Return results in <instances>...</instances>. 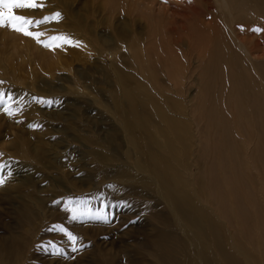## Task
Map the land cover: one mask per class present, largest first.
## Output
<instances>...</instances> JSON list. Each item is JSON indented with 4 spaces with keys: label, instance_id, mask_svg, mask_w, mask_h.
Returning <instances> with one entry per match:
<instances>
[{
    "label": "rangeland",
    "instance_id": "rangeland-1",
    "mask_svg": "<svg viewBox=\"0 0 264 264\" xmlns=\"http://www.w3.org/2000/svg\"><path fill=\"white\" fill-rule=\"evenodd\" d=\"M143 1L38 0L43 7L15 10L33 20L61 14L27 29L40 42L0 27V94L15 113L0 104V264H264V173L253 152L226 162L207 123L231 68L219 62L211 81L214 44L186 34L218 29L258 83L264 12L239 13L234 0L231 22L216 0ZM249 1L255 9L263 0ZM148 54L159 70L138 66ZM174 90L188 130L172 153L165 141L153 146L156 130L131 124L130 107L146 117L152 99L166 108Z\"/></svg>",
    "mask_w": 264,
    "mask_h": 264
},
{
    "label": "bare ground",
    "instance_id": "bare-ground-1",
    "mask_svg": "<svg viewBox=\"0 0 264 264\" xmlns=\"http://www.w3.org/2000/svg\"><path fill=\"white\" fill-rule=\"evenodd\" d=\"M145 1L149 2V0H144L143 3ZM239 1L240 2L237 3L239 13H243V11H245L244 13L248 14V16L254 15L256 17H259L260 14L264 12L262 6L264 0L260 1L255 9L251 8L249 0H243V1L239 0ZM216 2L219 5V7L224 11V13L227 14L225 15V17L229 15V19L232 22L234 13L231 11L232 10L231 6L235 5V1L216 0ZM191 11L192 14L193 10ZM186 13H188V11L184 12L183 14L185 15L184 19L187 17ZM190 23L191 22H189V24ZM191 25L192 24H190V27L194 29L195 27ZM195 32H197V35H195ZM205 32L206 31L202 29L201 30L194 29V30H189L188 32H186V34L192 37L196 42L208 45V47L212 48L213 46L212 43L214 44L215 47H213L214 49H212L211 54H209V57L211 59L210 62L211 81H213L212 76L215 75L217 64L219 62L225 61L231 68V70L229 71V76L227 78H221V91L223 92L222 97L220 98L219 103L217 99V107L216 108L214 107L208 116L207 123L212 129V132L214 131L219 132V134L216 135L218 142L216 148L218 152L222 153V158H224L226 162L229 161L230 158L237 160V158L240 157L241 153L253 152V154H255L256 156V160L254 162L255 168H257V170L259 169L260 172L262 171V173H264V94L262 95L261 93L264 90V65H262L260 68L256 70V72L258 71V77L260 80V82L256 83L255 78H253L249 74H246L243 71V67L241 66L242 61L240 60L239 63L238 58L229 50L227 44L224 43L222 44V40H223L222 35L219 39H216L214 37L217 34V32L220 31L218 29L214 31L210 30L209 32L212 33L211 36L208 35L206 37H205ZM181 37L182 36H177V39ZM215 42L217 44H215ZM241 44L243 43L241 42ZM244 53H246L245 54L246 56H249V54L245 51V49H244ZM250 54L253 55L252 53ZM158 62L159 59L155 58L153 55L148 54L145 62L139 63L138 66L144 64L143 68L145 70L156 71L160 69L157 66ZM126 95H127V99H129L130 96L127 93ZM174 96H175V90L173 91V97L168 99L164 98V104L166 105V108L157 105L152 99L150 104L151 112L146 117L142 116L141 112L136 107L135 108L133 106L130 107L131 116H132V119L130 121L131 124L135 126H140L146 131L147 129L149 131L151 129L156 130L158 136L160 137V140L158 142H154L153 146H155L154 144L157 143L159 147H162V143L165 141L166 146L169 148V150L172 153L178 151L173 141H175L177 145L180 146L181 149L184 148L185 143H182L181 141L184 139V136L187 134V130H188L186 124L180 119V116H182V114L185 115V113L179 107L177 103V98H175L176 96L175 97ZM155 121L160 123V126L158 128H155L157 125L154 126ZM240 134L245 135V139L243 140V142L238 137V135ZM253 139L255 141V148L251 150L250 144L251 143L253 144ZM243 181L245 182L246 180L244 179ZM244 182H241V184L245 185ZM228 183H230V178ZM233 199H235V194L233 195ZM238 199L239 197L237 196L236 198L237 201L235 202V204L236 206L237 205L239 206L240 214L238 212L235 213L236 215L239 214L241 217L246 218L247 213L244 209L243 203L240 204L241 199L240 200ZM220 208L224 210L225 209L224 204H222ZM232 210H234V208ZM232 214H234L233 211ZM261 224H264V222H262ZM261 231L264 237V226L261 228Z\"/></svg>",
    "mask_w": 264,
    "mask_h": 264
},
{
    "label": "snow or ice",
    "instance_id": "snow-or-ice-1",
    "mask_svg": "<svg viewBox=\"0 0 264 264\" xmlns=\"http://www.w3.org/2000/svg\"><path fill=\"white\" fill-rule=\"evenodd\" d=\"M43 7L42 3H38V0H0V27H9L14 31L17 32H23L25 35L33 36V38L37 39L39 41V37L42 35L40 32L33 33L29 30H27L29 27H31L33 24L36 26H39L40 24L47 23L49 20L58 19L60 18V13L56 12L51 17L45 16L42 20H33L31 17H27L24 15H19L15 10H21V9H36ZM254 31H260V29H253ZM51 40L53 41H63V43H70V39L64 36H56L51 37ZM45 47H48L49 44L45 43ZM58 46V45H57ZM5 95L6 94H0V104L6 105L5 101ZM7 100H12L11 96H7ZM44 103L51 104L52 101H42ZM8 115H15L13 111L10 110V106L6 105L5 108ZM7 165H0V170L3 168H6ZM4 183V179L2 176H0V185ZM73 212L72 219H78L79 216L75 209H71ZM82 215V214H80ZM94 219H101L107 222V216L103 214H98L95 217H92ZM54 230L59 231L63 233L68 241L72 244V251H78L76 247V241L77 237L73 235L71 232L67 231L63 226H57ZM47 250V249H45ZM53 255H64V252L60 249H56L55 247H52L51 249Z\"/></svg>",
    "mask_w": 264,
    "mask_h": 264
}]
</instances>
